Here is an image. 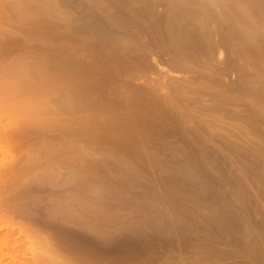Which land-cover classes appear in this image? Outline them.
Returning a JSON list of instances; mask_svg holds the SVG:
<instances>
[{
	"label": "rangeland",
	"instance_id": "1",
	"mask_svg": "<svg viewBox=\"0 0 264 264\" xmlns=\"http://www.w3.org/2000/svg\"><path fill=\"white\" fill-rule=\"evenodd\" d=\"M17 2L0 0V71L16 61L33 74L39 67L36 81L77 79L102 100L90 118L110 121L121 113L112 105L137 102L156 129H124L139 143L151 135L146 158H136L133 149L115 152L102 130L16 139L0 107V264H81L63 234L104 251L140 246L158 264L201 263L207 253L213 264H264V0H51L45 19L30 11L39 1L21 11ZM56 138L63 148L52 146ZM183 164L193 176L178 177ZM72 172L80 184L68 182Z\"/></svg>",
	"mask_w": 264,
	"mask_h": 264
},
{
	"label": "bare ground",
	"instance_id": "2",
	"mask_svg": "<svg viewBox=\"0 0 264 264\" xmlns=\"http://www.w3.org/2000/svg\"><path fill=\"white\" fill-rule=\"evenodd\" d=\"M35 1H39L40 3L38 4V6L37 5H35V8L34 7H31L32 6V4L31 5H29V2H35ZM23 7V8H22ZM29 8V7H31L30 8V11H32V12H34V14H37L38 16H40V17H44V19L45 18H48L49 17V15H50V12H51V10H52V2H51V0H18V2L16 3V5H15V9L16 10H19V11H21L22 9H26V8ZM1 34V33H0ZM7 35H8V33H6ZM6 34H4V36L6 37L7 35ZM3 37V36H2ZM1 37V38H2ZM12 38V37H11ZM6 39V38H5ZM4 40V39H3ZM7 40H8V37H7ZM12 40V41H11ZM11 41V43L13 42V43H16V41H13V39H9V42ZM7 41H5V43H6ZM10 43V45H12ZM8 45V50H10L9 49V43H7ZM11 47V46H10ZM12 47H13V45H12ZM3 48H6V45L4 46V41H1V39H0V54H2L1 53V51L3 50ZM12 49V48H11ZM13 49H15V48H13ZM3 52H5L4 50H3ZM17 61H18V59H17ZM20 61H22V60H20ZM12 63V62H11ZM14 64V66L12 65V67H11V65H10V67H8V68H5V69H7V70H2V71H0V107H1V109H2V111H4V113H9V115H7V116H9L10 117V115H11V117H12V119L11 120H9V123L10 124H12V128L13 129H15L16 131H18V132H16L15 130V132L17 133L16 135V139H17V137H18V139H20V140H22V136H23V133H25V136L24 137H26V134H28L27 135V138H28V136H29V134L31 135L32 133H34L35 131H37V130H42V132L43 131H45V132H47L46 130H48V132H49V130H51L52 132H53V128H55V130H54V132L56 131V129H61L62 131H64V132H62L61 130H59L58 132L56 131V133H58V136H59V138H60V133H64V134H66V131L68 132V134L70 135L71 133L73 134V132H75V134L74 135H77V134H80V135H84V134H86V133H93V132H95V130H102L103 132L105 131V133L107 132L108 133V137L109 136H111L112 137V140H113V142H114V145H113V147L115 148L114 150H115V152H118V150H120V149H122L123 151L125 150H132V152H134L135 153V157H136V155H137V157H138V155H139V157H140V155L142 154V155H147V152H146V150H147V148L148 147H146V144H147V146H148V143H149V141H151L150 140V138H151V135H150V138H149V141H148V143H139V142H137V140H136V138H135V136H133V133H127V132H125V130L126 131H128V132H131L132 130H136V129H140V130H145V128H146V130L148 129H150L152 126H153V124H154V117H153V115L151 114V111H150V109H146L147 107H145L144 108V110H143V108L142 109H140V108H138L139 107V104L136 102V104L133 102L132 104L129 102V104H128V101H127V103L125 102V103H121L118 107L116 106V107H114L113 105L110 107V109L112 110L111 112H116V110H117V113L118 112H121V113H119V114H117L116 116L117 117H119V115H121L120 116V119H115V124L116 125H118V124H120L121 123V126H122V128H123V133L121 132V133H118L120 130H117L118 132H116V130L115 129H117V128H115L114 129V127L113 126H116V125H113L114 123H112V125H111V122L110 121H113L114 122V118L116 117L114 114H110V115H112V116H114L113 118H112V116L111 117H109L108 116V114L109 113H111L110 112V109L108 110V106L106 107V105H101L102 107L100 108V110L102 109V110H104L105 111V113H107V111H109L108 113H107V116H108V118H110L111 120L110 121H107V118H105L104 116H106V115H103V117H102V119H100L99 117H98V119H100V120H98L96 117H94L93 119L92 118H90V117H92L93 115L91 114V112H89V110H91L92 108H93V106H95V108L98 106V104H97V106L96 105H94V104H96V103H100V102H102V100L100 99V97H98L97 96V94H95L94 92H93V89H89V88H91V87H84V82H83V80H80V81H82L83 83L82 84H80V87H77L76 88V86H79V83H78V80H77V82H76V84L78 83V85H75L74 83V81H76L74 78H71V81H69V80H67L68 78H66V79H62V78H60L59 80H58V82H54L53 81V79L51 78V77H46L45 75V73H44V71H42V73H44L45 75H43L42 73H40V74H42L43 75V77L41 78V76H40V78L41 79H39V76H37V81L36 80H34V79H36V78H34L36 75H37V73H38V71H40V70H38L37 68H39V67H37V68H35V73H36V75L34 76V74H33V72L32 71H30V72H32V73H30V72H28L27 70H26V68H25V70H23L24 68H20V62H19V64H17V62L15 61V62H13ZM22 63V62H21ZM63 63L64 62H62V65H63ZM71 62L69 61V63H67L68 65H70L71 66V64H70ZM23 64V63H22ZM24 65V64H23ZM22 65V66H23ZM67 65V67L69 68V66ZM33 67H35V66H33ZM42 68L43 67H41V70H42ZM0 69H2V68H0ZM4 69V68H3ZM33 69V68H32ZM70 69V68H69ZM28 70H30L29 68H28ZM34 70V69H33ZM264 70V69H263ZM79 71V70H78ZM29 73L32 75L33 74V76H31V77H33V79L30 77V75H29ZM263 75V74H262ZM75 76V75H74ZM30 77V78H29ZM78 77V76H77ZM80 77V76H79ZM78 77V78H79ZM64 78V77H63ZM70 79V78H69ZM81 79V78H80ZM73 80V81H72ZM88 81V80H87ZM91 81V80H90ZM70 82H73V84L74 85H72ZM94 82V81H93ZM92 82V83H93ZM91 83V84H92ZM95 83V82H94ZM54 84V85H53ZM86 84H89V83H86ZM71 85L72 86H74L75 87V89H73L74 87H71ZM83 85V86H82ZM95 85V84H94ZM93 85V86H94ZM96 87V86H95ZM94 87V88H95ZM64 88V90H61V89H63ZM97 89V88H96ZM98 91V90H97ZM51 95H59V98L57 99V100H52V99H50L49 97L51 96ZM96 96H97V98L98 99H96ZM101 100V101H99V102H97L98 100ZM97 100V101H96ZM125 101V100H124ZM121 102V101H120ZM51 104H53L52 106H51ZM145 105H147V104H145ZM148 106V105H147ZM99 107H100V105H99ZM98 107V108H99ZM114 107V110L112 109ZM140 107H142L141 105H140ZM119 109V110H118ZM151 109H153V108H151ZM107 110V111H106ZM150 112H149V111ZM52 111H54V112H52ZM59 112V114H62V118L61 119H59V118H56V119H58L57 121L56 120H54V117H55V115H53L52 116V114L53 113H55V112ZM96 111V110H95ZM97 111H99L98 109H97ZM153 111V110H152ZM0 112H1V110H0ZM81 112H86L85 114H80ZM89 112V113H88ZM73 113L75 114H79V115H82V117L80 116H73V118H70V117H68L67 118V116H66V118H64L65 117V115H70V114H72L73 115ZM90 114V115H88V114ZM101 113H103V112H101ZM101 113H100V115L99 116H101ZM105 113H103V114H105ZM155 113V112H154ZM56 114V113H55ZM87 114V116H85ZM0 115H2L1 113H0ZM5 115V114H4ZM84 115V116H83ZM51 116L53 117V118H51ZM71 116V115H70ZM90 116V117H89ZM24 117V118H23ZM60 117H61V115H60ZM116 117V118H117ZM132 117H134V119H135V122L132 120V119H130V120H132L131 122H130V120H128V118H132ZM158 117V116H157ZM20 119V120H19ZM22 119H24V120H22ZM53 119V120H52ZM97 119V120H96ZM113 119V120H112ZM155 119H157V118H155ZM21 120L22 121H24V123L22 122V124L21 125H19L20 124V122H21ZM129 121V122H128ZM161 121V120H160ZM119 122V123H118ZM19 123V124H18ZM118 123V124H117ZM134 123V125H132V124ZM137 123L138 124H142V126H140V127H137ZM157 124V123H156ZM135 125H136V127H135ZM159 125V124H158ZM157 125V126H158ZM11 126V125H10ZM9 126V127H10ZM112 126V127H111ZM120 126V125H119ZM119 126H117V127H119ZM154 127V126H153ZM153 127L151 128L152 130H154V129H156V128H154L153 129ZM156 127V126H155ZM11 128V129H12ZM142 128H144V129H142ZM1 129V128H0ZM150 129V130H151ZM1 131V130H0ZM50 131V132H51ZM71 131V132H70ZM137 131V130H136ZM155 131V130H154ZM11 132H13L12 130H11ZM14 132V133H15ZM21 132H23L21 135V137L20 136H18V134L19 133H21ZM38 132V131H37ZM41 132V131H40ZM44 132V133H45ZM60 132V133H59ZM137 132H141V131H137ZM146 132V131H145ZM14 133H11V134H13L14 135ZM36 133V132H35ZM34 133V134H35ZM77 133V134H76ZM143 133V132H142ZM8 134H10V133H8ZM10 134V135H11ZM68 134H66V135H68ZM151 134H152V132H151ZM20 135V134H19ZM62 136H61V139L58 141L61 145H62V141L64 142L65 140H63L62 138H64V136H63V134H61ZM80 135H78V136H80ZM104 135V134H103ZM107 135V134H106ZM12 136V135H11ZM152 136H154V135H152ZM156 136V135H155ZM10 137V136H9ZM20 137V138H19ZM24 137H23V139H24ZM106 137V136H105ZM110 137V138H111ZM179 137V136H178ZM12 138H13V136H12ZM14 138H15V136H14ZM104 138V137H103ZM153 139V138H152ZM57 138L55 139V140H53V142L52 143H54V141H56L57 142ZM62 140V141H61ZM179 140H180V138H179ZM179 140H177V141H179ZM111 141V140H110ZM175 141V140H174ZM19 142V141H18ZM18 142H16V143H18ZM55 142V143H56ZM112 142V143H113ZM153 142V141H152ZM55 143L54 144H52V146L54 145V147H55ZM112 143H110V144H112ZM20 144V143H19ZM58 143H56V146H58V145H60V144H58ZM65 144V142L63 143V145ZM184 144V143H183ZM188 145V144H187ZM50 146H51V144H50ZM52 146L51 147H49V145H47V149H53V150H55V148H52ZM65 147H66V144L64 145ZM75 146V145H74ZM178 146V145H177ZM176 146V147H177ZM60 147H62V146H60ZM59 146L56 148V149H58V148H60ZM64 147V148H65ZM76 147V146H75ZM63 148V147H62ZM77 148V147H76ZM187 148V147H186ZM46 149V148H45ZM43 150L42 151V153H45L46 151H49V150ZM116 149H118V150H116ZM180 149V148H179ZM160 150V149H159ZM121 151V150H120ZM122 151V152H123ZM129 151V152H130ZM174 151V150H173ZM182 151V150H181ZM127 152V151H126ZM119 153V152H118ZM133 153V154H134ZM146 153V154H145ZM150 156V155H149ZM148 156V157H149ZM136 157V158H137ZM142 157V156H141ZM140 157V158H141ZM145 158H146V156H145ZM38 165V164H37ZM37 165H35L34 167H36L35 169H37V171L36 172H38V167H39V165L37 166ZM42 166V165H41ZM40 166V167H41ZM44 166V165H43ZM45 166H49V165H45ZM182 167L184 166V164L183 165H181ZM191 166V165H190ZM32 167H33V165H32ZM181 167V168H182ZM186 167H187V165H186ZM186 167L184 166L182 169V171L180 172H178L179 173V175H178V173H177V175H178V177L180 176V174L182 175L183 173L184 174H186V173H188V175H190L191 174V176H193L192 175V173H191V171H192V169H191V171L190 172H187V170H186ZM16 168V167H15ZM180 168V167H179ZM189 168V167H188ZM190 168H192V167H190ZM20 170H21V168H19ZM19 169L18 170H16V172L18 171V173H19ZM24 169V168H23ZM26 169V168H25ZM24 169V170H25ZM33 169V168H32ZM43 168H41V170H39V171H44V170H42ZM50 169V167L47 169V171ZM1 170H3V169H1ZM24 170H21L22 171V174H23V171ZM174 170H176V169H174ZM174 170H171L172 172L174 171ZM178 170V169H177ZM177 170H176V172H177ZM190 170V169H189ZM188 170V171H189ZM4 171H6V170H4ZM14 171V170H13ZM26 171H27V169H26ZM32 171V170H31ZM51 171V170H50ZM13 173L12 172V175H14V176H16V174L17 173ZM35 172V173H36ZM40 172V173H41ZM45 172V171H44ZM49 172V171H48ZM175 171H174V173H176ZM198 172V171H197ZM8 173H9V171H8ZM8 173L7 174H5V175H7L8 176ZM21 173V172H20ZM25 173V172H24ZM43 173V172H42ZM47 173V172H46ZM79 173H80V170H79ZM78 172H75V174L76 175H74L73 174V172L71 173V174H73V175H71L70 174V177H69V179L70 180H68V182L70 183V181H72L73 180V182L74 183H76L75 181H74V179L73 178H75V177H72L71 178V176H76V177H78L77 176V174H79ZM173 173V174H174ZM190 173V174H189ZM193 173L195 174V172L193 171ZM199 173V172H198ZM1 174V173H0ZM50 174V173H49ZM183 174V175H184ZM4 175V174H3ZM10 176H12L11 175V173L9 174ZM18 175V174H17ZM21 175V174H20ZM19 175V176H20ZM176 175V176H177ZM187 175V174H186ZM198 175H200V174H198ZM1 176V175H0ZM13 176V177H14ZM202 176V175H201ZM49 177H51V176H49ZM181 177V179H182V177H187V176H180ZM190 177V176H189ZM198 176H196V178H197ZM188 178V177H187ZM186 178V179H187ZM195 177H194V179H193V177H191V180L189 179V181H191L192 182V179L194 180V181H196L195 179H196ZM199 178V177H198ZM48 179V178H47ZM50 179V178H49ZM72 179V180H71ZM79 179V178H78ZM77 179V180H78ZM184 179V178H183ZM200 179V178H199ZM76 180V179H75ZM76 180V181H77ZM185 180V179H184ZM188 180V179H187ZM182 181V180H181ZM193 181V183L195 184V182ZM198 181V180H197ZM50 182V181H49ZM74 183H73V185H74ZM78 184H80L79 183V181L77 182ZM76 183V184H77ZM189 183V182H188ZM200 183V182H199ZM17 184V183H16ZM71 184V183H70ZM69 184V185H70ZM75 184V185H76ZM172 184V183H171ZM177 184V183H176ZM15 184H13V186H14ZM19 185V184H18ZM178 185V184H177ZM197 185H199V184H197ZM79 186V185H78ZM77 186V187H78ZM172 186L174 187V185H171L170 187L172 188ZM176 186V185H175ZM186 186V185H185ZM196 186V185H195ZM200 186V185H199ZM8 187H11V184L8 186ZM7 187V188H8ZM21 187V186H20ZM74 186H72V188H73ZM197 187V186H196ZM14 188V187H13ZM79 188V187H78ZM175 189H176V187H174ZM178 188H181V187H179L178 186ZM177 188V189H178ZM201 188H202V185H201ZM201 188H199V190H201ZM203 188H204V186H203ZM202 188V190H204ZM9 189V188H8ZM17 189V188H16ZM175 189H173L172 191H175V192H178V191H176ZM183 189H184V187H183ZM198 189V188H197ZM12 190V189H11ZM178 190H180V189H178ZM192 190V189H191ZM195 190V189H194ZM181 191H182V188H181ZM180 191V193H182ZM185 191H188V190H186V189H184V192ZM196 191V190H195ZM194 191V192H195ZM11 192V191H10ZM22 192V191H21ZM189 192H190V190H189ZM188 192V193H189ZM194 192H192L191 191V193L193 194H191L192 196H194V197H190L189 196V194L187 195V192H186V196H189V198H191L192 200H193V198L195 199V197H197L198 195L200 196V194H198L197 196H196V194L194 195ZM202 193H204V191H201ZM196 193H198V192H196ZM182 194H184V193H182ZM11 195H13L12 193H11ZM21 195V194H20ZM185 195V194H184ZM206 195V194H205ZM13 197H14V195H13ZM74 197H76V196H74ZM78 198V197H77ZM188 198V199H189ZM9 203H10V199H12V201H15V199L13 200V198L10 196L9 198ZM75 199V198H74ZM198 199V198H197ZM64 200V199H63ZM76 201V200H75ZM187 201V200H186ZM6 202H8V201H6ZM16 202V201H15ZM12 203H14V202H12ZM22 203V202H21ZM70 203V202H69ZM210 203V202H209ZM11 204V203H10ZM59 204V203H58ZM19 205V204H18ZM57 205V204H56ZM62 206H63V203L61 204ZM80 205V204H79ZM11 206H13V204L11 205ZM22 206V205H21ZM58 206V205H57ZM60 206V205H59ZM62 206H60L59 207V210L60 209H62ZM208 206V205H207ZM73 207V206H72ZM23 208V207H22ZM56 208H58V207H56ZM17 209V208H16ZM19 210H20V207H19ZM67 210H68V208H67ZM21 211V210H20ZM29 211V210H28ZM73 211V210H72ZM232 211V210H231ZM69 212V211H68ZM234 212V211H233ZM35 213V212H34ZM213 213V212H212ZM222 214V213H221ZM24 215V214H23ZM25 215H26V213H25ZM215 215H217V214H215ZM218 216V215H217ZM229 216V215H228ZM27 217V216H26ZM64 217V216H63ZM22 218V217H21ZM28 218V217H27ZM218 218V217H217ZM185 219V218H184ZM223 219V218H222ZM225 219V218H224ZM187 220V219H186ZM218 220V219H217ZM239 221V220H238ZM237 221V222H238ZM163 222V221H162ZM187 222V221H186ZM227 222H229V219H228V221ZM38 223V222H37ZM159 223V222H158ZM165 223V222H164ZM168 223V222H167ZM166 223V224H167ZM224 223V222H223ZM239 223V222H238ZM242 223V222H241ZM240 223V224H241ZM40 224V223H39ZM161 224V223H160ZM165 224V225H166ZM243 224V223H242ZM230 225V224H229ZM43 226H48V224H45V223H43ZM223 226V225H222ZM164 227V226H163ZM224 227V226H223ZM227 227V226H226ZM157 228H158V226H157ZM232 228V227H231ZM237 228H239V227H237ZM161 229V228H160ZM229 229V228H228ZM148 230V229H147ZM221 230V229H220ZM168 231V230H167ZM229 231V230H228ZM230 232V231H229ZM239 232V231H238ZM237 232V233H238ZM248 232V231H247ZM59 233V232H58ZM152 233H153V231H152ZM168 233H170V232H168ZM225 233V232H224ZM228 233V232H227ZM60 234V233H59ZM143 234V233H142ZM159 234V233H158ZM221 234V233H220ZM234 234V233H233ZM239 234V233H238ZM62 235V234H61ZM61 235H59V236H61ZM65 234H63V236H61V238H59V239H61L60 241H62V243L64 244V246L69 250V251H72V252H74V254H75V256H76V259H77V261L78 262H80L81 264H132V263H134V264H156L157 262L156 261H154L155 259H153V257L152 258H150V257H147L148 255H144V254H142V252L141 251H143L144 252V250H141V251H139V249H138V247H140V246H138L137 247V249L133 246V245H129V246H126V247H121L122 249H120L119 248V250L117 249V250H114V251H109V250H106V251H104V250H98L96 247H92L91 248V246L90 247H88V245L83 241V240H81L80 238L79 239H75V241H74V237H73V240H70V239H68V238H71L72 239V237H68L69 236V234L67 235V237L68 238H66L65 236H64ZM140 235V237H141V234H139ZM153 235V234H152ZM235 235H236V233H235ZM147 236V235H146ZM169 236V235H168ZM232 236V235H231ZM240 236V235H239ZM140 237H138L137 236V238H140ZM149 237V236H148ZM147 237V238H148ZM152 237V236H151ZM162 237V236H161ZM174 237V236H173ZM235 237V236H234ZM237 237V236H236ZM142 238V237H141ZM144 238H146V237H144ZM241 238V237H240ZM246 238V237H245ZM158 239V238H157ZM222 239V238H221ZM8 240V239H7ZM12 240V239H11ZM10 240V241H11ZM16 240V239H15ZM15 240L13 239V241H12V243H14L15 242ZM77 240H81V242L79 243V242H76ZM233 240V239H232ZM236 240V239H235ZM237 240H239V239H237ZM236 240V241H237ZM140 241H142V240H140ZM144 241V240H143ZM145 241H147V240H145ZM5 242H6V240H5ZM82 242H84V244L82 243ZM134 242V241H133ZM133 242H132V244H133ZM186 242V241H185ZM256 242V241H255ZM11 243V242H10ZM82 243V244H81ZM139 243V242H138ZM153 243V242H152ZM163 243V242H162ZM92 244V243H91ZM129 244V243H128ZM148 244V243H147ZM167 244V243H166ZM188 244V243H187ZM84 245H86V246H84ZM118 245V244H117ZM135 245V244H134ZM139 245V244H138ZM162 245V244H161ZM165 245V244H164ZM186 245V244H185ZM249 245V244H248ZM247 245V246H248ZM260 245V244H259ZM115 246V245H114ZM135 246H137V245H135ZM144 246V245H143ZM144 247H146V246H144ZM147 247H149V246H147ZM187 247V246H186ZM117 248H118V246H117ZM188 248H189V246H188ZM142 249H145V248H143L142 247ZM162 249V248H161ZM147 250H149V249H147ZM146 250V251H147ZM191 250V249H190ZM189 250V251H190ZM207 250V249H206ZM206 250H204L205 252L204 253H202L203 255H205V253H206ZM209 250V249H208ZM250 250H252V249H250ZM146 251H145V253H146ZM159 252V251H158ZM191 252V251H190ZM253 252V251H252ZM146 254H148V252L146 253ZM163 254V253H162ZM208 254V253H207ZM206 254V256H200V257H203L202 259H201V263L199 262L200 261V259H198L199 261L197 262V260H191V259H184L185 260V262H184V264H210V262H211V264H213L215 261H218V260H213V258H210V256H211V254H208L207 255ZM251 254V253H250ZM198 255H200V254H198ZM210 255V256H209ZM213 255V254H212ZM219 255V254H218ZM154 256V255H153ZM252 256H253V254H252ZM258 256V255H257ZM168 257V256H167ZM199 257V258H200ZM212 257V256H211ZM10 258H11V260L12 259H14V257L12 256V255H10ZM195 258V257H194ZM205 258V259H204ZM215 258V257H214ZM227 258V257H226ZM168 259V258H167ZM204 259V260H203ZM224 259V258H223ZM173 260V259H172ZM211 260V261H210ZM175 261V260H174ZM221 261V260H220ZM156 262V263H155ZM182 262V261H181ZM163 263V262H162ZM166 263V262H165ZM165 263H163V264H165ZM171 263H173V262H171ZM170 263V264H171ZM158 264V263H157ZM161 264V263H160ZM167 264H168V262H167ZM174 264H176V263H174ZM177 264H178V262H177ZM218 264V263H217ZM224 264V263H223ZM227 264V263H226Z\"/></svg>",
	"mask_w": 264,
	"mask_h": 264
}]
</instances>
